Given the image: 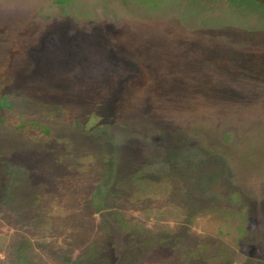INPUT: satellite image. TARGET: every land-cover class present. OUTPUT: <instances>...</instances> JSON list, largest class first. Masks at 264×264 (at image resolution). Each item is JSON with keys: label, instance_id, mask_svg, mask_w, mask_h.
<instances>
[{"label": "rangeland", "instance_id": "obj_1", "mask_svg": "<svg viewBox=\"0 0 264 264\" xmlns=\"http://www.w3.org/2000/svg\"><path fill=\"white\" fill-rule=\"evenodd\" d=\"M259 2L0 0V264H264Z\"/></svg>", "mask_w": 264, "mask_h": 264}, {"label": "trees", "instance_id": "obj_2", "mask_svg": "<svg viewBox=\"0 0 264 264\" xmlns=\"http://www.w3.org/2000/svg\"><path fill=\"white\" fill-rule=\"evenodd\" d=\"M261 5L264 4V0H260L259 2ZM224 63V62H223ZM142 70V69H141ZM134 77V76H133ZM92 87L93 85H89ZM98 93L103 96L104 90L102 89H97ZM99 98V97H97ZM107 98V96H106ZM109 98V97H108ZM102 99H96V102H101ZM97 102V103H98ZM5 109L10 110L13 113V116L15 118L14 120V128L21 130L23 134L32 142H44L46 139H48L53 131V128L46 124L42 123L40 121H26L22 117V115L19 116L20 113L15 112L13 108L7 103L6 105H3ZM12 116V115H11ZM71 116L67 113L64 112V119L68 120ZM76 117V116H75ZM74 117V118H75ZM5 120V119H4ZM13 124V123H10ZM32 133V135H30Z\"/></svg>", "mask_w": 264, "mask_h": 264}]
</instances>
